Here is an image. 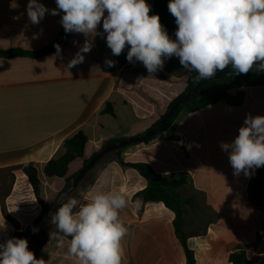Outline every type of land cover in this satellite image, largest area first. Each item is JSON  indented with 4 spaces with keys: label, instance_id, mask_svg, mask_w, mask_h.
<instances>
[{
    "label": "crops",
    "instance_id": "obj_1",
    "mask_svg": "<svg viewBox=\"0 0 264 264\" xmlns=\"http://www.w3.org/2000/svg\"><path fill=\"white\" fill-rule=\"evenodd\" d=\"M39 2L50 10L56 8L55 0ZM146 2L151 5L152 0ZM27 3L0 0V51L42 50L63 28L59 23L62 12L56 16L46 13L38 25L31 24ZM176 29L168 33L173 39ZM98 32L101 35L95 37L91 51L83 54V62L71 68L70 60L85 42L83 34L68 33L59 54L55 50L34 58L0 56V197L9 218L3 216L0 206V223L5 220L7 224V231H0V243L14 232L25 230L41 212L21 166L34 164L42 198L49 203L47 191L59 193L65 181L45 177L43 167L63 152L65 139L82 131L87 137L84 157H90L104 141L118 138L99 132L103 117L122 118L120 138L134 136L138 128L151 126L185 90L189 73L178 58L166 60L162 70L150 75L141 62L127 61L128 47L121 55H112L102 22ZM106 60L115 61V65L108 66ZM219 89L204 96L214 95ZM225 92L226 99L192 112L182 110L168 129L145 143L143 160L137 158V151L125 159L148 163L158 175L187 178L176 195L186 204L187 245L196 264H231L228 255L236 246L242 247L250 260L252 255L259 257L256 264H264V182L258 169L251 178L233 176L228 155L219 147L221 141L234 140L246 114L264 115V84H231ZM107 102L114 117L101 114ZM106 171L97 166L90 169L82 179L86 183L73 197L86 203L93 190L124 193L136 223L152 219L161 223L160 232H167V245L152 252L160 255L159 262L185 264L183 251L180 253L173 243V213L161 203H148L143 215L137 217L131 196L145 187V181L137 174L139 179L133 175L131 180L121 182L117 175L112 182H104ZM190 218L197 224L194 229L188 224ZM138 255L135 250L130 264H139Z\"/></svg>",
    "mask_w": 264,
    "mask_h": 264
},
{
    "label": "clouds",
    "instance_id": "obj_2",
    "mask_svg": "<svg viewBox=\"0 0 264 264\" xmlns=\"http://www.w3.org/2000/svg\"><path fill=\"white\" fill-rule=\"evenodd\" d=\"M55 4L50 10L39 0H28L26 14L31 24L38 25L46 13L62 12L59 23L65 32L85 36L68 68L83 62V54L91 51L95 37L101 35L102 22L112 55L119 56L128 47L127 61L141 62L150 75L172 57L200 80L212 79L228 68L232 75L264 72V0H169L168 11L177 25L175 39L158 14L150 15L146 0H55ZM55 47L59 54L60 45ZM106 64L114 66L115 61L106 60ZM219 147L228 155L233 176L251 178L264 167V115L246 114L234 140L221 141ZM127 204L119 191L93 190L86 203L69 195L51 214L56 231H50V241L63 247L70 238L68 252L76 264H125L123 241L129 229L120 212ZM0 231H7L5 220ZM0 264L46 262L29 250L27 239L12 237L0 243Z\"/></svg>",
    "mask_w": 264,
    "mask_h": 264
},
{
    "label": "trees",
    "instance_id": "obj_3",
    "mask_svg": "<svg viewBox=\"0 0 264 264\" xmlns=\"http://www.w3.org/2000/svg\"><path fill=\"white\" fill-rule=\"evenodd\" d=\"M168 3L169 0H152L151 13L152 15L158 14L160 16L162 25L166 28L167 32L169 33L175 30L177 28V25L175 23V18L168 11V7H167ZM67 35L68 33H66L64 28H62L58 33L57 37L55 38V40L49 46H47L42 50L36 52H28L18 49L6 50V51H0V56L2 57L25 56V57L34 58L41 55H45L57 50L55 45L59 44L61 46L64 40L66 39ZM227 70H231V69L228 68L225 71ZM200 81L202 80L197 79V74L195 72L189 73L185 90L191 88L195 83ZM231 84H246V85L264 84V74L250 73L247 75H239L231 78L214 80L207 83L202 89H200L190 99H188L185 103H183L180 107L177 108V110L174 112L172 117L169 119V121L165 124V126L158 134H156L154 137H152L150 140L144 143H148L149 141L157 137L159 134H161L164 130L168 129V127L173 123V121L177 118L178 114L182 110L187 109L188 111L192 112L206 104H211L219 100L226 99L227 94L225 92V88ZM217 85H219L221 88L219 89V91H216L214 95L204 96V93L207 90ZM101 114H106L114 117V113L111 104L109 102H107L104 105L103 109L101 110ZM120 139L123 138L108 139L102 143L101 147H104ZM86 142H87V137L82 131H78L71 137L65 139L62 144L63 152L45 163L43 167V173L45 177L61 178L64 179L66 184L68 179L75 174L74 173L73 175L66 177L68 171V165L73 161L84 159V148ZM126 148L119 149L117 151L109 153L105 157L111 154H115L117 156V162L122 168H128L136 171V173L145 181V187L135 192L131 196V201L135 204L137 217H141L143 215L146 204L161 203L167 210L172 212L174 215L172 220L173 233L183 251L185 264H196L194 253L187 245L188 234L185 231V217H184L186 204L185 202L180 200L176 195L177 189L186 183L187 178L184 175L178 177L158 175L153 170V168L148 163L145 162H125L120 157V154ZM102 159L98 161L92 168L96 167L102 161ZM85 161L86 160H83L82 164ZM21 170L30 184L36 203L41 207V212L38 215V217L32 222V224L28 226L25 230H23L22 232H17V231L14 232L12 237H17V238H24V236L28 233V231L31 229L34 223L42 216L43 213H45L49 209V207L53 203V201L51 203L45 202L41 196V183L38 179L37 170L34 164L27 163L21 166ZM257 174L259 176V179L262 182H264V167L259 168ZM75 189L71 192L70 196L72 197L74 196ZM137 202H139V205H137ZM0 206L3 216L9 219L5 211L3 197H0ZM50 220L43 226V228L36 234V236L28 244L29 250L34 252L35 257L37 255V251L35 248L31 246V243L34 241V239H36L38 236L41 235L44 229L47 228L51 229L52 227H55V225H53ZM12 223L14 222L12 221ZM228 261L231 264H252L247 256V253L240 246L234 247V249L229 253Z\"/></svg>",
    "mask_w": 264,
    "mask_h": 264
},
{
    "label": "rangeland",
    "instance_id": "obj_4",
    "mask_svg": "<svg viewBox=\"0 0 264 264\" xmlns=\"http://www.w3.org/2000/svg\"><path fill=\"white\" fill-rule=\"evenodd\" d=\"M218 87L219 85L207 90L206 92L209 93L213 92V90L217 89ZM165 111L166 110L160 112L156 117V119L151 124H153L156 120H158V118ZM101 123L103 126L99 132L107 133V134L112 133L114 134L115 137L118 138L121 137L123 133L122 131L124 130L122 127V123H123L122 118H120V120L117 121L109 116H105L101 119ZM148 127L138 128L139 131L134 135L144 132ZM146 146L147 145L145 143L129 146L128 148L124 149L121 152L120 157L125 162H130L129 159H125V158H128L130 152L137 151L136 153L137 158L139 160H143ZM154 151L157 152L158 150L155 149ZM88 158L89 156L84 157L83 160H87ZM83 160L73 161L68 167L67 176H71L74 173H76L81 168ZM97 167L107 169L105 174L102 175V179L104 182H112L113 179H116L117 175H120L121 182H124L125 180H131L133 175L137 176L138 179L140 178L138 177L137 173H135V171H133L132 169L122 168L118 164L117 156L115 154H111L105 157L104 159H102V161L97 165ZM85 183H86V179L83 182L81 181L76 187L75 192H80L82 185ZM135 185L136 187L138 186L139 188L141 186V183ZM57 194L58 192L55 194L52 193L51 190L47 191L46 198H48L49 203L54 201ZM41 196H43L42 192H41ZM121 212L122 214L120 215V219L129 229V233L125 236L123 241L125 256H126L125 264H130V259L134 257L135 250H137L140 253V255H138L139 264H163L159 262L160 255L157 253H152L155 252L154 250H157L161 246H166L169 240L168 234L165 231V229H163L161 232L159 230L161 223H158L152 219L145 220V222L141 224L136 223L132 217L131 208L128 204ZM162 223H163L162 225H164V221ZM188 224L192 229H194L197 225L192 221L191 218ZM50 231L54 232L56 231V228L52 227L51 229L48 228L44 229L41 235L38 236L36 239H34V241L31 243V246L35 248L37 252L40 251L38 259L45 260L46 264H76L75 258L71 256L68 252L70 238H67L65 240V244L63 247H58L54 239L50 241V237H49ZM173 243L176 245V248H178L179 252L182 253V250L178 242L175 240L173 241ZM56 249H58V251ZM71 258H74V260L71 261ZM258 258L259 257L252 255L250 260L251 263L256 264Z\"/></svg>",
    "mask_w": 264,
    "mask_h": 264
},
{
    "label": "water",
    "instance_id": "obj_5",
    "mask_svg": "<svg viewBox=\"0 0 264 264\" xmlns=\"http://www.w3.org/2000/svg\"><path fill=\"white\" fill-rule=\"evenodd\" d=\"M250 73H258L255 70L250 71ZM264 74V72H259ZM239 75H232L231 70H227L223 73H217L216 77L212 79L202 80L200 82L195 83L191 88L184 90L180 93L176 98H174L170 104L168 105L166 111L156 120L151 126H149L144 132L139 133L134 136L126 137L117 141H114L104 147H100L98 151H96L92 156H90L81 166V168L71 176L63 189L59 192L49 209L42 214V216L34 223L28 233L24 236L25 239L28 240V244L32 241V239L36 236V234L43 228V226L51 219V214L54 213L59 207V203L64 200L67 196L71 194V192L77 187L80 181L84 178L87 172L102 158H104L107 154L117 151L119 149H123L132 145L144 143L158 134L165 124L172 117L174 112L180 107L183 103H185L188 99H190L195 93H197L200 89H202L207 83L231 78ZM33 229H37L38 231H33Z\"/></svg>",
    "mask_w": 264,
    "mask_h": 264
}]
</instances>
